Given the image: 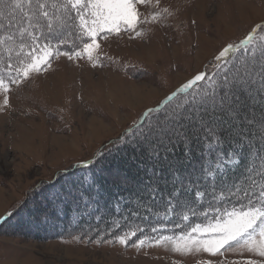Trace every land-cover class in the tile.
<instances>
[{
	"label": "rangeland",
	"instance_id": "1",
	"mask_svg": "<svg viewBox=\"0 0 264 264\" xmlns=\"http://www.w3.org/2000/svg\"><path fill=\"white\" fill-rule=\"evenodd\" d=\"M136 7L140 35L105 28L96 36L99 48L93 55L107 58L108 64L103 62L106 59L90 61L86 54L69 60L63 55L67 49H61L40 72L12 85L9 93L0 89V217H4L0 220V264H246L248 259L264 260L242 244L226 246L213 255L176 252L171 241L155 243L161 236L177 240L187 234H164L152 241L136 236L127 245L100 240L105 230L115 237L119 219L109 227L103 225L102 231L87 232L93 237L38 238L34 234L38 225L30 221L28 211L20 217L24 198L36 196L33 188L40 183L45 186L58 171L92 158L149 107L160 104L204 69L210 73L206 64L212 65L228 44H238L253 29L256 37L264 38V29L257 28L264 26V0H159L158 4L150 0ZM154 12L162 16L153 19ZM130 65L142 71L127 70ZM138 238L144 239L142 246H135Z\"/></svg>",
	"mask_w": 264,
	"mask_h": 264
},
{
	"label": "snow or ice",
	"instance_id": "2",
	"mask_svg": "<svg viewBox=\"0 0 264 264\" xmlns=\"http://www.w3.org/2000/svg\"><path fill=\"white\" fill-rule=\"evenodd\" d=\"M148 2L0 0V21H7L0 22V31L5 33L0 36V47L7 52V59L0 57L4 64L0 89L9 93L12 85L40 72L49 57L59 55L61 46L70 43L68 36L73 37L71 47L63 55L71 60L86 54L91 61L99 59L98 54L93 55L99 48L96 36L105 28L117 34L123 29L140 35L136 4ZM17 13H23L19 21ZM161 16L153 13V19ZM25 21L27 26H19ZM34 28L43 31L37 35ZM255 31L238 44L224 47L210 73L202 72L166 95L162 103L144 113L145 119L134 121L118 137L120 147L113 146L118 152L131 150L142 172L135 181L121 178L126 187L120 200L145 207L163 204L171 208L173 202L183 207L189 199L195 203L193 198L204 196L209 189L213 193L219 189V199L225 203V194L235 199L231 211L215 209L220 215L214 224H196L177 240L161 236L156 244L171 241L176 252L215 255L235 243L264 257V38L255 42ZM3 104L9 106L7 95ZM87 179L82 178L81 184ZM132 236L136 231L114 239L127 245ZM143 244L144 239L135 242V246ZM246 264H264V260L248 259Z\"/></svg>",
	"mask_w": 264,
	"mask_h": 264
},
{
	"label": "trees",
	"instance_id": "3",
	"mask_svg": "<svg viewBox=\"0 0 264 264\" xmlns=\"http://www.w3.org/2000/svg\"><path fill=\"white\" fill-rule=\"evenodd\" d=\"M25 11H27V8H25ZM22 15L23 13H19L17 21L20 20ZM0 22L7 23V21ZM19 26H27L26 21ZM33 30L39 35L43 28H34ZM3 35L5 33L0 31V36ZM256 36L257 31L254 33L255 42H260L263 38ZM68 39L70 43L61 46V49H67L68 51L71 47L73 37L68 36ZM12 55L14 57L15 52ZM0 57L7 59V52L3 47H0ZM102 59H106V61H103L104 63H109L107 58L100 56L99 60L102 61ZM13 63H15L14 60ZM211 66L209 63L206 64V67L211 68ZM3 69L4 64L0 63V71ZM126 69L142 71L141 68L135 67V65H130ZM203 71L206 73L205 69ZM163 100L160 102L162 103ZM155 107L157 105L150 108ZM144 113L139 120L145 119ZM118 144V138L112 139L105 145L103 144L98 153L92 158L58 171L57 175L46 181L45 186L40 183L36 188H33V192L36 193L35 197L31 196L28 199L29 196H27L24 198L21 205H19L20 217L23 215L22 211H28L30 221L38 225L36 227L40 230L34 233L37 234L36 237L72 238L77 234L79 236L89 235L87 232H91L90 230L102 231L103 225L109 227L111 221L119 219L121 223L116 226L118 232L115 233V236L121 232L127 234L136 231L137 237H144L145 240L152 241L164 234H187L196 224L203 225L215 222V218L220 215L215 211L216 208H220L221 211L225 209L231 211L235 199L227 198L225 194L227 199V203H225L219 199L221 196L219 189L215 193L209 189L204 196L194 197L195 203L192 202V199H189L183 207L177 206L175 202H173L171 208L163 204L145 207L140 206L138 202L127 203V201L120 200V196L123 195L122 189L126 187L121 182V178L128 177L129 180L135 181L142 175V172L138 167L139 160L132 158L133 153L131 150L124 153L123 150L121 152L115 150L113 146ZM103 149L105 150L103 151ZM117 170H119V173H116ZM84 177L88 179L82 185L81 179ZM28 201L30 202L28 203ZM22 203H25L28 208L25 209ZM126 204L127 206H125ZM236 207H239V205H236ZM164 214H170L173 218L170 217L169 220H165ZM185 215L188 216V220L183 219ZM18 221H21V219ZM153 228H156L157 231L153 232ZM107 231L105 230V234L100 240H115ZM89 236H92V234ZM136 236L130 237L129 241L134 242Z\"/></svg>",
	"mask_w": 264,
	"mask_h": 264
},
{
	"label": "bare ground",
	"instance_id": "4",
	"mask_svg": "<svg viewBox=\"0 0 264 264\" xmlns=\"http://www.w3.org/2000/svg\"><path fill=\"white\" fill-rule=\"evenodd\" d=\"M139 89V87H137ZM114 152V151H113ZM115 154V153H114ZM106 155V154H105ZM112 155V154H111ZM104 156V155H103ZM102 161V160H101ZM105 161V160H104ZM104 163V162H103ZM97 165V164H96ZM111 169V168H110ZM77 170V169H76ZM105 171V170H104ZM122 171V170H121ZM76 172V171H75ZM108 177V176H107ZM115 178V177H114ZM117 178V177H116ZM121 178V177H120ZM128 178V177H127ZM101 181V180H100ZM131 181V180H130ZM122 184V183H121ZM77 192V191H76ZM42 194V193H41ZM61 195V194H60ZM53 203V202H52ZM32 204V203H31ZM31 211V210H30ZM41 215V214H40ZM64 215V214H63ZM35 217V216H34ZM9 219V218H8ZM11 219V218H10ZM33 219V218H32ZM54 219V218H53ZM55 220V219H54ZM7 223V221H6ZM40 231V230H39Z\"/></svg>",
	"mask_w": 264,
	"mask_h": 264
}]
</instances>
